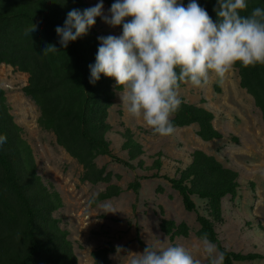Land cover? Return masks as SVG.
<instances>
[{
	"label": "trees",
	"instance_id": "16d2710c",
	"mask_svg": "<svg viewBox=\"0 0 264 264\" xmlns=\"http://www.w3.org/2000/svg\"><path fill=\"white\" fill-rule=\"evenodd\" d=\"M110 9L114 0H103ZM190 0H178L185 7ZM217 21L214 8L217 0H196ZM264 8V0H248V15L256 8ZM90 8L85 0H0V64L15 72L28 75L23 93L40 111L39 126L51 132L56 142L82 168V183L108 187L94 199L93 207L119 197L124 189L112 184L114 175L106 166L97 164L99 157L108 156L114 162L132 170H145L141 157L143 146L131 131L123 145L129 160L117 157L109 139L113 127L109 123L116 92L121 91L114 79L101 76L95 84L89 82L90 65L96 62L100 41L94 27L67 48L59 44L57 26H64L72 9ZM130 19V18H129ZM37 25V31L24 35L25 29ZM121 32L122 26L119 27ZM46 44H54L59 52L43 55ZM240 86L252 96L264 121V66L237 65ZM184 83L180 85L182 88ZM179 88V89H180ZM215 115L210 110L182 101L174 113L172 123L177 128L198 126L197 135L205 142L223 138L214 125ZM0 135L7 142L0 148V264H79L74 241L69 230L61 226L55 213L64 208L63 198L53 183L46 184L38 172L34 150L24 137V128L11 113L6 91L0 87ZM238 142L237 138H234ZM161 157V155H159ZM154 160L148 171L151 177H137L128 190L139 194L142 181L164 178L182 198L187 212L197 215L200 225L196 232L201 239L207 233L210 241L225 253L224 264L252 263L264 259L261 253H238L227 250L216 231L224 220L223 200L235 201L239 194L240 174L225 166L215 156L197 150L190 154V163L178 168L173 177L161 176L163 164ZM138 161L137 167L131 162ZM254 188V184H251ZM159 191H163L159 187ZM194 198L204 202L199 206ZM91 200V201H92ZM201 210L203 213H201ZM161 232L175 243L177 237L188 238L191 228L186 222L162 218ZM114 246H105L91 252L94 264H113ZM209 264V261L208 263Z\"/></svg>",
	"mask_w": 264,
	"mask_h": 264
},
{
	"label": "rangeland",
	"instance_id": "374dc122",
	"mask_svg": "<svg viewBox=\"0 0 264 264\" xmlns=\"http://www.w3.org/2000/svg\"><path fill=\"white\" fill-rule=\"evenodd\" d=\"M85 1L90 7L99 2ZM104 10L107 14L109 8L105 3ZM96 33L98 37L122 34L119 27H110L101 18ZM27 83L28 75L0 64V87L6 91L11 113L24 128V137L34 150L38 172L46 184H54L63 198L64 208L55 213V217L61 220L64 229L70 231L79 264H94L91 252L110 245L115 249L120 245L126 250L111 255L113 264H131L135 258L134 253H142L147 244L157 249L183 245L200 259L201 264H207L208 258L203 252L201 239L196 235L200 228L197 215L185 210L181 196L167 180H143L138 195L128 190V185L137 177L148 178L156 173L148 169L159 155L163 164L160 175L173 177L178 168L185 167L188 161L190 163V154L197 150L215 156L225 166L240 174L238 197L235 201L230 197L223 200L224 220L216 225L223 246L233 252L264 255V121L252 96L241 88L235 68L223 84L213 75L206 86L198 88L184 83L179 89L182 101L204 107L215 115L214 125L223 134V138L211 142L198 137L197 125L177 128L168 137L154 134L142 119L126 111L119 91L116 92L109 118L113 127L109 136L111 149L117 157L128 161L123 145L128 142L127 131H131L133 138L145 151L141 157L145 162V170L137 167L138 161L131 162L137 167L132 170L108 156L98 159L100 167L106 166L114 175L121 176L120 180L114 178L112 184L124 189L119 197L104 201L110 202L115 211L108 214L102 208L89 204L108 185L93 186L81 182L83 168L58 146L53 133L39 126L40 111L23 93ZM251 184H254V188ZM159 187L163 191H159ZM173 194L177 195L176 199ZM194 200L199 206L204 205L203 201L197 198ZM162 218L174 220L178 224L186 222L191 228L190 236L177 237L175 243H171L160 230ZM236 264H264V259Z\"/></svg>",
	"mask_w": 264,
	"mask_h": 264
},
{
	"label": "clouds",
	"instance_id": "9594fccd",
	"mask_svg": "<svg viewBox=\"0 0 264 264\" xmlns=\"http://www.w3.org/2000/svg\"><path fill=\"white\" fill-rule=\"evenodd\" d=\"M247 9L248 0H217L214 22L196 0L187 7L178 0H114L107 14L99 0L93 7L70 10L56 33L60 46L67 48L95 26L97 17L110 27L122 26L119 36L98 37L89 82L95 84L102 75L114 79L126 111L142 119L154 134L168 137L175 132L172 117L182 105V83L199 88L214 75L223 84L237 65L264 66V8L242 15ZM35 31L37 25L32 24L24 35ZM56 52L54 44L43 49V55ZM6 142V136L0 135V148ZM98 207L105 214L115 213L110 202ZM201 243L209 264H224L225 253L207 233ZM123 251L116 246L117 254ZM134 254L131 264H201L183 245L157 249L147 244L142 253Z\"/></svg>",
	"mask_w": 264,
	"mask_h": 264
},
{
	"label": "crops",
	"instance_id": "0c3cea01",
	"mask_svg": "<svg viewBox=\"0 0 264 264\" xmlns=\"http://www.w3.org/2000/svg\"><path fill=\"white\" fill-rule=\"evenodd\" d=\"M193 126V125H192ZM191 127V126H190ZM185 128H188V127H185ZM198 131V130H197ZM104 157V156H103ZM99 158H102V157H99ZM98 158V159H99ZM189 159V158H188ZM97 162H98V160H97ZM186 164H189V161L186 163ZM230 168V167H229ZM232 169V168H231ZM236 171V170H235ZM179 194V193H178ZM173 197H174V199H176L177 198V195L175 194H173Z\"/></svg>",
	"mask_w": 264,
	"mask_h": 264
}]
</instances>
